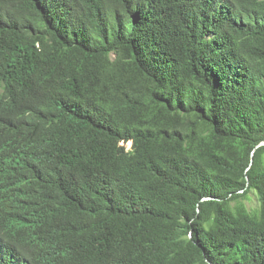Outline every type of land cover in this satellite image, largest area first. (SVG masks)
I'll list each match as a JSON object with an SVG mask.
<instances>
[{"label":"trees","instance_id":"obj_1","mask_svg":"<svg viewBox=\"0 0 264 264\" xmlns=\"http://www.w3.org/2000/svg\"><path fill=\"white\" fill-rule=\"evenodd\" d=\"M0 264H264V0H0Z\"/></svg>","mask_w":264,"mask_h":264},{"label":"rangeland","instance_id":"obj_2","mask_svg":"<svg viewBox=\"0 0 264 264\" xmlns=\"http://www.w3.org/2000/svg\"><path fill=\"white\" fill-rule=\"evenodd\" d=\"M126 147H127V150H129L131 147V144H128ZM246 204L249 210L251 211H255L259 208L260 202H259V197L256 192H252L251 194H249L248 201Z\"/></svg>","mask_w":264,"mask_h":264}]
</instances>
